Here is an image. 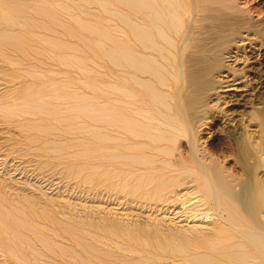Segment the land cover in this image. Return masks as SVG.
<instances>
[{"label":"rangeland","instance_id":"obj_1","mask_svg":"<svg viewBox=\"0 0 264 264\" xmlns=\"http://www.w3.org/2000/svg\"><path fill=\"white\" fill-rule=\"evenodd\" d=\"M257 113L264 0H0V264H255L151 180L199 174L194 149L256 190Z\"/></svg>","mask_w":264,"mask_h":264},{"label":"bare ground","instance_id":"obj_2","mask_svg":"<svg viewBox=\"0 0 264 264\" xmlns=\"http://www.w3.org/2000/svg\"><path fill=\"white\" fill-rule=\"evenodd\" d=\"M142 44H144V42ZM145 57L147 58V56ZM181 60H178L177 66L179 68H185L181 75L188 81L186 89L192 91L193 81L197 82L196 79H198V69L196 70L193 65L188 64L191 61L190 59H187L183 64ZM199 70L201 71V68H199ZM141 73L149 75V78H151L149 80L155 77L152 66H150L149 69H141ZM179 78L181 79V77ZM193 90L196 91L195 88ZM189 99L190 100H186L183 105V110L186 111V115L187 111L196 110L199 103L195 98ZM257 119L259 121V126L264 127V119L261 118L260 114ZM188 129H190V127ZM188 132H190V130ZM135 136H137V134H135ZM238 136H229V138H231L229 139V147L233 150L230 152L232 156H234L236 152L235 155L242 164L243 170L248 174L251 171L248 159L252 156H250V140L248 136H246V139ZM188 138L192 140L191 135ZM188 150H193L191 153H194L195 156H193V158H195V167L198 169L197 171H200L203 177H200V173L190 176L188 175L190 173L187 172L188 174L186 177H164L162 179L159 178V180H151V184L161 191H168L169 193L171 192V194L173 192L175 194L171 196L184 198L187 202L192 199L196 200V203L186 209L194 214L193 218L198 217L201 221L208 218L207 225L210 226V230L207 234L211 235L215 241L212 243V247L246 249V261H253L255 264H264L263 182L259 180L260 186L254 190L253 181L248 180V177L244 179L231 177V175L230 177H224L228 175L222 170L217 169L216 164L209 155L202 153L201 156H198V153L195 152L194 149ZM223 156L225 157L226 155ZM184 158L185 161H189L188 156H184ZM182 190L186 191L181 193L180 191ZM186 192L187 194H185ZM187 195H191V197ZM207 243L208 245L211 244V242ZM218 249L220 250V248ZM229 254L226 255L230 257Z\"/></svg>","mask_w":264,"mask_h":264}]
</instances>
